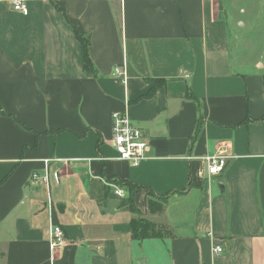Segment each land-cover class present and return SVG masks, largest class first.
<instances>
[{"label": "crops", "instance_id": "0c3cea01", "mask_svg": "<svg viewBox=\"0 0 264 264\" xmlns=\"http://www.w3.org/2000/svg\"><path fill=\"white\" fill-rule=\"evenodd\" d=\"M12 1L0 0V264H264V0H23L26 17ZM118 111L148 144L135 168L112 146ZM219 155L226 170L208 176ZM120 183L142 188L138 214ZM137 218L162 238L136 241ZM54 225L66 239L52 252Z\"/></svg>", "mask_w": 264, "mask_h": 264}, {"label": "built area", "instance_id": "2783aa9c", "mask_svg": "<svg viewBox=\"0 0 264 264\" xmlns=\"http://www.w3.org/2000/svg\"><path fill=\"white\" fill-rule=\"evenodd\" d=\"M83 1V0H75ZM12 9L22 14L23 16L29 15L27 2L23 0H13L11 2ZM115 75L122 77L125 75V70L122 67H118L115 70ZM112 146L118 156L117 160L125 162L133 168L140 166L143 162L147 161L146 152L148 150V144L144 140L143 134L140 129L133 125L125 112H115L112 114ZM229 159L225 156H209L204 159L206 164L208 176L217 177L221 176L226 170ZM38 180L37 176H34V181ZM47 179H45V182ZM119 198L124 197V192L118 190L115 192ZM66 239L65 232L58 225H54L51 228V241L50 247L52 252L61 249ZM223 248L216 246L214 248V254L221 255Z\"/></svg>", "mask_w": 264, "mask_h": 264}, {"label": "trees", "instance_id": "16d2710c", "mask_svg": "<svg viewBox=\"0 0 264 264\" xmlns=\"http://www.w3.org/2000/svg\"><path fill=\"white\" fill-rule=\"evenodd\" d=\"M75 37L78 39V41L81 44V52H82V60H83V71L87 75H94L95 74V67H93L91 58H90V38L87 36H84L80 34L78 31H75ZM159 88V85H156L152 90L149 91L147 94L148 97H153L155 91ZM121 184V183H120ZM124 187H126L129 191V196L127 199H125L123 205L128 208V210L133 213L134 215L138 214V210L134 205L133 197L137 192L142 190L141 187L134 186L128 183L121 184ZM150 209L151 211L154 210L153 203L151 201L150 203ZM132 230H133V237L137 241H143V240H152V239H161L162 233L160 230L156 229V227L148 221L137 218L136 220L132 221Z\"/></svg>", "mask_w": 264, "mask_h": 264}]
</instances>
